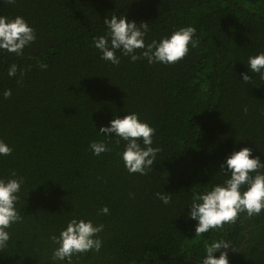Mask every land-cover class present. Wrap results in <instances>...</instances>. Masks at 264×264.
Here are the masks:
<instances>
[{
    "label": "trees",
    "instance_id": "obj_1",
    "mask_svg": "<svg viewBox=\"0 0 264 264\" xmlns=\"http://www.w3.org/2000/svg\"><path fill=\"white\" fill-rule=\"evenodd\" d=\"M114 13L148 22L146 42L192 24L199 43L175 64L117 52L112 65L92 38ZM0 15L23 16L37 36L21 56L0 52V138L13 148L0 157V175L15 170L25 180L23 221L10 228L0 264H52L50 237L73 216L104 225L100 251L74 264H199L205 243L225 238L236 248L229 264H264V211L197 237L188 207L174 206L222 182L233 148L250 147L264 161V80L240 76L248 71L242 61L264 51V0H0ZM130 111L156 129L160 152L146 175L127 173L123 142L97 133ZM94 139L112 151L94 156ZM157 191L172 193L174 204ZM104 205L107 215L98 211Z\"/></svg>",
    "mask_w": 264,
    "mask_h": 264
},
{
    "label": "clouds",
    "instance_id": "obj_2",
    "mask_svg": "<svg viewBox=\"0 0 264 264\" xmlns=\"http://www.w3.org/2000/svg\"><path fill=\"white\" fill-rule=\"evenodd\" d=\"M6 2L13 4L15 0ZM103 24L104 34L94 36L92 46L100 53L101 60L112 65L120 63L117 52L128 56L131 62L146 59L150 65L175 64L199 43L197 29L192 24L175 28L150 42H146L150 31L146 21L137 23L124 14L114 13L105 16ZM36 38L35 28L23 16L0 15V52L21 56L25 47L31 45ZM242 62L248 69L247 72L240 73L243 83H249L253 75L264 80V51L250 54L247 61ZM39 67L46 69L48 65L39 63ZM17 68L16 64H11L7 75L16 76ZM11 94V89H5L2 93L4 98ZM244 110L247 111V108ZM97 133L106 138H115L117 146L123 142L118 154L127 173L146 175L153 169L160 152L159 146L153 145L156 129L147 120L141 119L139 113L130 111L124 115H115L107 125H101ZM88 148L94 156L112 151L109 143L103 139L90 141ZM12 151V146L0 138V157L9 156ZM220 170L225 174L222 182L212 184L203 191L197 189L192 192L189 200L174 205L178 212L183 211L185 206L188 207L187 216L196 221L194 235L197 237L235 223L241 213L253 217L264 211V161L259 156L252 155L250 147L233 148L220 165ZM24 183V177L19 176L15 170L7 176L0 175V250L9 244L10 228L23 221L18 205ZM155 196L166 206L174 204L170 192L157 191ZM98 211L107 215L109 208L104 205ZM103 229V224L95 223L91 218L73 216L68 219L58 235L50 237L55 245L51 251L52 264H74V257L78 259L85 253L99 252L102 247L99 234ZM234 249L236 248L230 240L214 239L205 243L204 254L198 262L229 264V250ZM217 252L219 255H215Z\"/></svg>",
    "mask_w": 264,
    "mask_h": 264
}]
</instances>
